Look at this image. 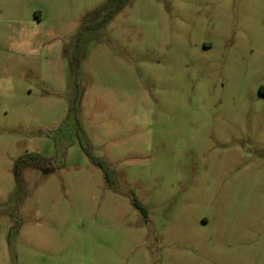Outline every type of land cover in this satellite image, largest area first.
<instances>
[{"label": "rangeland", "instance_id": "rangeland-1", "mask_svg": "<svg viewBox=\"0 0 264 264\" xmlns=\"http://www.w3.org/2000/svg\"><path fill=\"white\" fill-rule=\"evenodd\" d=\"M0 264H264V0H0Z\"/></svg>", "mask_w": 264, "mask_h": 264}, {"label": "trees", "instance_id": "trees-1", "mask_svg": "<svg viewBox=\"0 0 264 264\" xmlns=\"http://www.w3.org/2000/svg\"><path fill=\"white\" fill-rule=\"evenodd\" d=\"M88 156L90 157V160H91V162L94 165H96V166H98V167H100L102 169L103 174H104L105 181L107 183H111L113 181L114 172L109 167L108 163L105 160H103L102 158H97V157L92 156L90 153H88ZM30 159L31 160H34L35 162H41V161L43 162L44 160H46L44 158L39 157L38 155H35V156L33 155V156L30 157ZM23 163H25V158L19 159V161L15 165V172H17V173L19 172L20 166ZM133 204L140 211V213L143 216H145V209H144V207L137 200H135V199L133 201Z\"/></svg>", "mask_w": 264, "mask_h": 264}]
</instances>
